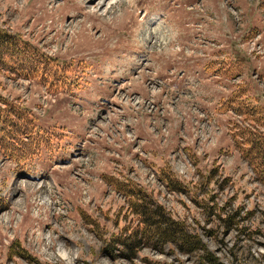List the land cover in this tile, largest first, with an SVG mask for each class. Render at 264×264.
<instances>
[{"label": "rangeland", "instance_id": "obj_1", "mask_svg": "<svg viewBox=\"0 0 264 264\" xmlns=\"http://www.w3.org/2000/svg\"><path fill=\"white\" fill-rule=\"evenodd\" d=\"M99 1L0 0L70 67L0 70V264H264V0ZM133 191L170 236L140 243Z\"/></svg>", "mask_w": 264, "mask_h": 264}, {"label": "trees", "instance_id": "obj_2", "mask_svg": "<svg viewBox=\"0 0 264 264\" xmlns=\"http://www.w3.org/2000/svg\"><path fill=\"white\" fill-rule=\"evenodd\" d=\"M69 69L70 67L66 62L46 55L45 53L41 52L37 46H34L32 43L23 39L17 34H12L8 31L0 29V70H7L8 73H11L16 77L22 76L24 78L36 79L41 85L47 86L49 89L56 91L61 87H65L66 83L69 81V77L67 76ZM15 123L17 122H14L12 119H8L6 117L2 119V117H0V125H7L11 128H14L13 125ZM261 138V146H263V149L260 148V143H257L254 146V149H256L254 157L262 160V165L260 167L264 168L263 133ZM19 151L29 154L33 153L31 147L27 146L26 144H23V147H21ZM244 157L248 163L251 165L254 164V157H250L245 154ZM129 195H132L137 199L138 202H141V204H137L138 208L135 210V213H137L142 219L143 222L141 223L144 224V229L147 230L149 229V226L152 227L150 230H147V232L144 233V230L140 235H137L140 243L148 238L147 235L149 234V231H158L157 234H165V236H170L169 234H171V232H169V227L167 226H171L173 223L166 221L170 219H163L165 215L157 207L156 209L152 210L151 208H145L144 204L146 202L149 203V201H146L143 192L133 191ZM153 218H155L157 221L148 222L147 219ZM181 229L183 228L181 227ZM165 239L170 238L166 237ZM172 240L173 238H171L170 241ZM135 247H137V245Z\"/></svg>", "mask_w": 264, "mask_h": 264}, {"label": "bare ground", "instance_id": "obj_3", "mask_svg": "<svg viewBox=\"0 0 264 264\" xmlns=\"http://www.w3.org/2000/svg\"><path fill=\"white\" fill-rule=\"evenodd\" d=\"M76 1H77V0H76ZM78 1H80V3H81V2L84 1V0H78ZM120 1H121V0H120ZM122 1H123V0H122ZM124 2H125V1H124ZM80 3H79V4H80ZM89 3H90L91 5H94L95 7H98L99 10H100V8H102V7L104 6V5H103V4H104L103 1H99V0H98V1H96V0H89V1L86 2L85 4H82V3H81V5H82L81 7H82V10L84 11V13H89V11H86V10H85L86 8H88V4H89ZM123 4H124V3H123ZM125 4H126V3H125ZM125 4H124V5H125ZM90 10H91V9H90ZM94 12H96V11H93V13H94ZM74 16H76V15H74ZM72 17H73V16H72ZM161 30H162V29H161ZM157 33H158V32H157ZM161 33H162V32H161ZM158 34L161 36L160 33H158ZM162 37H163V36H162ZM165 37H166V36H165ZM152 40H154V38H152ZM159 40H161V39H159ZM169 40H170V38H169ZM167 42H168V40H167ZM165 43H166V42H165ZM153 45H154V44H153ZM166 45H168V44H166ZM166 45H165V46H166ZM171 47H172V46H171ZM166 51H167V50H166ZM31 178L34 179L33 182H35V183H36V181L39 180V176H37V175H34V176L32 175ZM32 186H33V185H32ZM57 237H58V238L61 237L60 240H63V242H67V241H68L67 239L69 238V236H66L65 234L58 235Z\"/></svg>", "mask_w": 264, "mask_h": 264}]
</instances>
